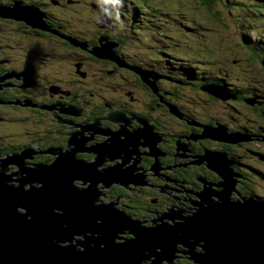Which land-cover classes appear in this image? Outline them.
<instances>
[{"label": "flooded vegetation", "instance_id": "flooded-vegetation-1", "mask_svg": "<svg viewBox=\"0 0 264 264\" xmlns=\"http://www.w3.org/2000/svg\"><path fill=\"white\" fill-rule=\"evenodd\" d=\"M51 2L54 8L67 10L77 6L76 13L91 15L86 24H92L95 31L85 29L83 33L82 30L74 32L72 26L68 29V24L56 21L49 7L44 8V2L33 6L43 15L38 27L46 28V31L34 24L29 26L15 19L0 18V32L5 27L11 35L4 39L7 40L5 42L0 39V78L3 77L0 84V127H3L0 128V160L30 150L24 160L25 168L30 169L33 166H48L60 154L67 153V164H78L84 173L96 175L91 178L80 174L78 180L72 175L70 183L72 189L76 187L78 192L89 194L88 204L95 213L104 211V202L116 204V208L144 227L172 224L179 221V217L192 214L197 208L202 188L211 187L215 191L217 187L214 184L220 181L215 172L198 159L205 152H222L224 149L222 142L203 139L200 125H213L217 121L212 118L202 120L182 112L179 91L184 82L155 72L163 79L154 83L147 76L149 85L144 84L136 71L146 75L154 73L152 70L155 67L151 63L158 60L156 65L161 64L156 49L159 47L141 46L131 35L137 31L126 30L125 26L121 30L118 25L115 28L98 25L95 21L96 1ZM23 4L28 5L26 2ZM140 14L132 2L124 0L121 10L124 24ZM145 14L150 13L145 11ZM150 21L144 18L145 23L150 24ZM8 25L15 27L13 34ZM155 29L168 34L164 26ZM167 36L163 35L164 38ZM99 41L110 49V59H106V54L104 58H97L90 52L99 46ZM140 51L146 54L147 63L138 61ZM187 70V80H194L195 76L190 78ZM164 82L179 87L176 97H170L173 93L161 91L159 86ZM154 86H158V94L152 92ZM132 94H139L141 99ZM255 94L256 105L253 107L264 108V97H260L258 92ZM258 101L262 104L257 105ZM174 107L180 111V117H177L178 111ZM144 124L154 127L157 135L154 140L146 141L149 146L140 145L145 139L142 136L136 139L142 134ZM7 126H18L23 130L8 133L5 130ZM104 168L116 170L117 177L130 168L131 182L127 185L119 180L113 182L117 177H104ZM16 172L15 165L9 163L6 166V176H11L12 180L18 178L14 175ZM201 178L206 179L205 184L200 181ZM108 182L113 183L106 186ZM139 182L145 185L134 184ZM245 186L248 188L247 184ZM207 196L211 203H215L214 192H208ZM52 202L47 215L55 224L59 223L62 211L58 210V204L53 199ZM71 208L70 204L68 216ZM97 224L93 223L94 226ZM43 225L39 224L40 227ZM66 225L67 228L60 229L61 234L56 235V239L61 238L59 245L62 247L70 246L73 250L75 247L76 251H83L80 244L95 238L90 236L95 230H90L91 233L86 229L77 230L70 226L68 217ZM121 238L128 239L130 236ZM70 256L72 252L62 250L61 264ZM57 262L56 251L54 263ZM188 263L184 257L175 262Z\"/></svg>", "mask_w": 264, "mask_h": 264}, {"label": "water", "instance_id": "water-1", "mask_svg": "<svg viewBox=\"0 0 264 264\" xmlns=\"http://www.w3.org/2000/svg\"><path fill=\"white\" fill-rule=\"evenodd\" d=\"M42 17L38 8L24 5L20 0L12 1L10 5L0 4V18L15 19L38 27ZM107 48L99 41V46L90 52L97 58H104L106 54V59H110V49ZM136 74L149 85L146 74L137 71ZM153 74H147L151 80L155 79ZM2 82L3 77L0 78V84ZM202 90L212 97L225 99L215 85L204 86ZM246 102L255 104L256 100L248 99ZM221 128L204 129L203 139L220 142L229 137V142L234 144L241 140L248 141L247 136L227 134ZM142 130L136 139L142 136L145 139L140 145H148L146 141L154 140V135L148 126ZM215 131L223 137H215ZM29 154L30 150H24L9 159L0 160V264H55L56 251L57 264H61L62 250L72 252L68 258L70 260L67 259L64 264H175L182 257L190 264H264V200L259 202L253 197H241L242 202L231 203L238 179L242 177L230 170L233 162L227 160L223 153L205 152L199 158L219 177L220 181L214 184L218 191H212L209 184L210 188H202L201 196L198 195L200 199L192 214L179 217L180 220L175 223L154 227L142 226L112 203L104 202V211L95 213L88 204L89 194L78 192L76 187L73 190L70 183L73 181L72 175H75V180L80 174L91 178L96 175L84 173L78 164H67V153L60 154L48 166L27 169L24 160ZM9 163L17 168L14 175L18 178L15 180L6 176ZM109 168H104V177H117V171ZM114 179L113 182L119 180L121 184L127 185L131 182L130 168ZM200 181L206 182L202 178ZM113 182H108L106 186ZM208 192L215 193V203L209 201ZM52 199L58 204V210L62 211L59 223L55 224L51 222V216L47 215L53 204ZM70 204L73 208L68 216ZM66 217L70 226L77 230L86 229L89 233L92 232L90 230L96 231L90 234L95 236L92 240L86 241L83 234L86 241V244H80L83 251L59 245L61 238L56 239V235L61 234L60 229L67 228ZM94 222L99 224L94 226ZM42 223L44 225L40 227ZM125 235L130 238H121Z\"/></svg>", "mask_w": 264, "mask_h": 264}, {"label": "rangeland", "instance_id": "rangeland-1", "mask_svg": "<svg viewBox=\"0 0 264 264\" xmlns=\"http://www.w3.org/2000/svg\"><path fill=\"white\" fill-rule=\"evenodd\" d=\"M85 1H92L95 2L96 0H85ZM134 5L138 7H151L157 10L156 5L163 7L168 14H145L144 10H140V15L135 16L134 19L126 24H124L126 30L130 31H137L136 34L131 33V35L139 42L141 46L144 45H155L160 48L162 51L163 42L162 39L164 38L163 35L173 36L167 34L165 31L159 32L155 29V27L164 26L168 32H172L168 26H173V34L175 35H183L187 38L186 40H181L178 38L179 41L186 42V44H181L178 47H173L172 54L176 57V55H180L178 58L188 61L192 63L193 68H199V63H204V66L199 69V71L195 70L194 73L196 76H200L199 79H194L192 81H188L186 78L185 69L188 65L185 62L179 61L178 58L173 60L171 58L165 59V63L167 62L169 66L161 67V65H156L158 60H154L155 62L151 63V66L155 67V69L159 70L161 73L164 72L165 75H169L173 78V80H177L180 82H187L189 85L182 86L187 94H190L189 100V115L197 116L202 120H207L209 118L218 119L224 124L231 121L235 123L237 120L238 123H244L243 117L247 118L244 112L249 116L251 122H259L264 121V108L258 107H250L244 103V101H240L234 105L231 111L223 110L226 109V106H221L217 111H214L218 108V104L213 102L209 103V100L206 98V104L202 102V100L194 94L193 88L199 87L201 82L204 84H212L207 79H217L219 81H223L226 85L229 82H234L236 84L235 89L240 90V96L249 93L252 94L254 92H258L260 97H264V54L261 53L259 55L260 65L256 62L250 63L246 57L247 54L250 53L252 50L254 55L255 53L259 54V46L261 44L262 49H264V32L262 30L254 29L252 27L253 21L247 22L249 18L246 15H242L248 9H243L244 4L241 3L243 0H231L233 3L230 6H224L228 0H208L213 1L211 6V12L219 16V20H215L212 17V14L206 10V1L207 0H131ZM246 3H253L254 0H245ZM10 0H0V4H8ZM23 2L29 4H40L45 3L44 8L49 7V12L52 16L56 17V21L60 24H68V29L72 26L74 32H78L82 30V33L85 29L93 32L95 29L93 28L92 24H86V21H89L91 15L87 16L86 14L83 15L82 12L76 13L77 6L68 8L67 10H61L58 8H54L51 6V0H23ZM73 3V1H71ZM167 8V9H166ZM172 11V13L169 11ZM258 15L261 14V17H264V12L261 10H257ZM253 13V12H252ZM181 14H185L188 17H194L197 20H201V18L206 19V24L204 28L200 29L198 34L195 32L194 34L184 35L179 31L176 25V20L182 19L186 20L180 16ZM170 16L173 19V24L171 22L164 23V19ZM256 17V15H255ZM254 17V19H255ZM144 18H148L150 24L144 22ZM257 20V19H256ZM70 22L72 25H70ZM9 26V25H8ZM12 34L15 32L14 26H9ZM141 28L137 30L138 28ZM188 27H191L189 24ZM247 27L252 31V38H249V41L246 43L243 35L240 34L242 30L247 31ZM1 29V26H0ZM254 32L256 34H254ZM82 33L80 35H82ZM196 34V35H195ZM11 35L6 31L5 27L0 32V39H8ZM15 37V36H14ZM184 37V39H185ZM259 41H257V39ZM7 40H4V42ZM240 41L244 43V46L240 44ZM174 43V40H173ZM175 44V43H174ZM166 46V45H165ZM257 46V49L255 48ZM205 50L212 52L215 56H220L223 53L229 52L224 58H214L208 57L205 53ZM141 54L138 55V61L143 62L147 60L146 54L143 51H140ZM149 53V50L145 51ZM98 53H102L99 51ZM160 51L157 50V54L159 55ZM99 54V55H100ZM176 54V55H175ZM185 55L188 56H195L194 58H187ZM224 59V60H223ZM211 60L213 62L222 61V65H214L210 63ZM143 62V63H147ZM196 62V63H193ZM234 63V66L231 64ZM152 70V69H151ZM153 71V70H152ZM50 73V72H49ZM208 76V77H207ZM163 79V77L155 76L153 80L156 83L159 79ZM238 79H242V83L239 84L237 81ZM206 82V83H205ZM164 85V84H163ZM214 85V84H212ZM218 85L222 86L221 83ZM230 85V84H229ZM248 85V86H247ZM216 86V85H215ZM144 96L145 94H141ZM134 96L138 99H141L139 94H134ZM251 96H248L249 98ZM186 99V98H185ZM185 99H180L179 104L184 103ZM159 114V113H157ZM148 126L151 132L153 133L154 137H157L155 133L154 127L149 124L142 125V129ZM264 125L262 126V128ZM0 128H3L2 126ZM239 127L233 126V129H237ZM259 129V126L256 125L254 130ZM2 130V129H0ZM6 132L8 133H19L23 130L22 127L18 126H7L5 127ZM5 132V131H4ZM215 137H223V135L218 136L217 131H215ZM229 138V137H228ZM223 138L220 140L223 145H231L229 144V139ZM184 149V148H183ZM247 149L252 150L253 146H248ZM224 152V153H223ZM222 153L226 155L227 160L232 161L236 167V156L231 155L227 152L226 149L222 150ZM261 156L257 158L264 162V151ZM241 157L242 166L239 165L236 167V171L241 172L243 176L247 177L250 180V185L248 189L252 190L254 195H256L259 199L258 201L261 202L264 198V163L258 162L254 157H249L248 154L246 155L245 151H241L237 153ZM202 157V154L198 156V159ZM134 164V163H133ZM135 170V169H134ZM216 174V173H215ZM235 174V173H234ZM138 177V176H137ZM206 181L205 178H202ZM136 180V179H135ZM209 183V181H208ZM216 182L215 184H217ZM136 185L142 186L145 185L144 183H134ZM110 185V184H109ZM241 187V188H240ZM243 190L244 192H242ZM214 191V190H213ZM218 191V188L215 190ZM247 197L246 195L249 194L247 191V187L244 183H238L235 188V194L231 198V203L242 202L240 201V197ZM242 195V196H241ZM253 197V196H251ZM254 198V197H253ZM116 208V204H114Z\"/></svg>", "mask_w": 264, "mask_h": 264}, {"label": "trees", "instance_id": "trees-1", "mask_svg": "<svg viewBox=\"0 0 264 264\" xmlns=\"http://www.w3.org/2000/svg\"><path fill=\"white\" fill-rule=\"evenodd\" d=\"M129 1L132 2L131 0H129ZM212 2L213 1H211V3ZM211 3L208 0L206 1V6H207L206 10L212 14L213 19L219 20V16L211 12V6H210ZM232 3L233 2L231 0H228V2H226V3L224 1V6L225 5L226 6H230V5H232ZM241 3L244 4L243 9L250 8L245 13L242 14V15H246L249 18H251V19H248L247 22H251V21L254 20L253 24H252V27L254 29L262 30L264 32V17H261V14L258 15V11H257V10H261L262 12H264V0H254L253 3H246V1L243 0ZM1 5H4V4H1ZM133 6H135L137 9L144 10V11H147L149 13L156 14V15L168 14V11H166L163 7H161L159 5H156L157 10H155V9H153L151 7H138V6L134 5V4H133ZM170 12L172 13V11H170ZM181 15H183V16H180V17H182V18H184L186 20L184 21L182 19H178V20H176V25H177V28L179 29V31H181V33L184 34V35L194 34L195 32L198 34L199 31H202L200 29L201 28L203 29L204 25L206 24V19H204V18H201V20H197L196 18L188 17L185 14H181ZM255 15H256V17H255ZM254 17H255V19H254ZM168 21L173 24V19L170 16H167L164 19L163 22L166 23ZM189 24L193 28L188 27ZM168 27L170 29H172V32H168V34L169 35H173V36H167L166 38H164V40L162 41L163 42L162 51L160 50V48L159 49L156 48L158 51H160L158 57H159V59L161 61V64H160L161 67H164V68L166 66H169V64L167 62L165 63V59L167 60V58H171L173 60H176V58H178L180 56V55H176L175 54L176 55V57H175L172 54L173 47H178L181 44H184V45L186 44V42L179 41L178 38H181V40H186L187 41V38L185 36L173 34V26H168ZM240 34L243 35V38L245 39L246 43L249 41V38L250 39L252 38V31L248 27H247V31L244 29V30H242L240 32ZM254 34H256V33L254 32ZM184 37H185V39H184ZM255 39H257V38H255ZM173 40H174L175 44L173 43ZM257 41H259V39H257ZM240 44L242 46H244V43L242 41H240ZM255 48L257 49V46ZM257 50L259 51V54L255 53V55H254L253 51L251 50L250 53L246 55V57H247V59H248V61L250 63L256 62L258 65H260L261 63L259 61V55L261 53L264 54V49H262L261 44L259 46V49H257ZM203 53H205L208 57L214 58V60H216L217 58H220V57L224 58L229 52H227V53L221 52L222 54L220 56H215L212 52H210L208 50H205ZM185 56L187 58H189V59L195 57V56H188V55H185ZM178 59H179V61H182V62H185V63L188 64L186 66L187 67L186 69H188L187 70V75L190 78H193L195 76V79H199L200 76L199 75L196 76L194 71L195 70L199 71V69L204 66V63L202 62V60L198 64L199 68H193L192 67V63H190L188 61H185V60H182L180 58H178ZM223 60L222 61H218L216 63L211 60L210 63H213L214 65H222ZM193 63H196V62H193ZM231 64L234 66V63H231ZM263 66H264V63H263ZM153 71H154L153 75H155L156 77H158V75L156 73L164 75V72L161 73L157 69H154ZM147 76L148 75H146V77ZM138 78L141 80L140 77H138ZM207 80H209L212 84L216 85L221 90L222 95L225 97V99H219V98L212 97L209 94H207L205 91H203L202 87L208 85L206 82H205L206 84H204V82H201L200 83L201 85L199 87L193 88V90H194V94L197 95L202 100V102H204L205 104H206V98L209 100V103H213V102L217 103L218 104V108L216 110H214V111H217L222 105L227 107L226 109H224V107H221V108H223V110L231 111L232 108L234 107V105L236 103L240 102V101H244V103L246 105L250 106V107H253L254 105H256V104L250 105L251 102L249 101L250 103H247L246 100L249 99V98H247L248 96L254 97L252 99H255V97L257 98V94H255L257 92H254L252 94L245 93V94L240 96V90L239 89H235L234 86H236V84L233 81L229 82L228 84L225 85L222 80L219 81V80L214 79V78L213 79H207ZM163 81H167V80H163ZM237 82L239 84H241L242 83V79H238ZM218 83H221L222 86L218 85ZM212 84H209V85H212ZM184 85H189V83L184 82ZM157 87L158 86H154L153 89H152V92L155 93V94H158ZM159 87H160V89H161V91L163 93L164 92L173 93V96H170V97H176L178 95L179 87H177V86H172L169 83L164 82V83H161ZM180 88H181V90L179 91V98L180 99H185L186 98V99H185L184 103L179 104V108L182 110L183 113L188 114V111H189V106L188 105H189V100H190V94H187V92L184 90V88L182 86ZM132 96H134V94H132ZM261 104H262V102H259V101L257 102V105H261ZM174 109H176L178 111L177 117H180L181 116L180 111L176 107H174ZM244 114L247 116V118L243 117V122L244 123H238L237 120H235L236 122L233 123L232 120H231V121H229V122L224 124L220 120L214 119V120L217 121V123H215L213 125H200V127L202 128V133H203L204 129H206V128L216 129V128H221L222 127L227 132V134H233V133L235 134L236 133V134H238V136H247L248 137L247 138L248 139L247 142H244V141L241 140L240 142H237L235 144L229 142V144H231V145H224V149H226L228 153H230L231 155L236 156V162H237L236 163V167L239 166V165H241V166L243 165L241 163V157L237 154V153H239L241 151H245L246 155L248 154V156L250 158L256 156L254 158L258 162H263L260 159H258L257 157L261 156L263 154L262 152L264 151V127L262 128V126L264 125V121H259L258 123L257 122H251L249 116L245 112H244ZM190 116H193V115H190ZM193 117H197V116H193ZM256 125L259 126V129L254 130ZM233 126H237L239 128L233 129ZM248 146H253V149L252 150L247 149ZM208 152H210L211 154L212 153L213 154L216 153V154H221L222 155V152H212V151H208ZM208 155H209V153H208ZM236 167L232 163V165L230 166V170L232 172H235L236 171ZM235 173L242 177V179L241 178L238 179V183H244V184H247L248 186L251 184L249 178L247 177V174H245L246 175V177H245V176H243L241 174V172H235ZM217 181H218V178H217ZM247 191L249 192V195H252L254 198L259 199L256 195L252 194L253 193L252 190L247 188ZM260 199L264 200V198H260ZM188 264H190V263H188Z\"/></svg>", "mask_w": 264, "mask_h": 264}, {"label": "clouds", "instance_id": "clouds-1", "mask_svg": "<svg viewBox=\"0 0 264 264\" xmlns=\"http://www.w3.org/2000/svg\"><path fill=\"white\" fill-rule=\"evenodd\" d=\"M95 21L100 26L115 28L117 25L122 30L124 22L121 18V10L124 0H96Z\"/></svg>", "mask_w": 264, "mask_h": 264}, {"label": "bare ground", "instance_id": "bare-ground-1", "mask_svg": "<svg viewBox=\"0 0 264 264\" xmlns=\"http://www.w3.org/2000/svg\"><path fill=\"white\" fill-rule=\"evenodd\" d=\"M85 44V43H84ZM80 187V186H79Z\"/></svg>", "mask_w": 264, "mask_h": 264}]
</instances>
